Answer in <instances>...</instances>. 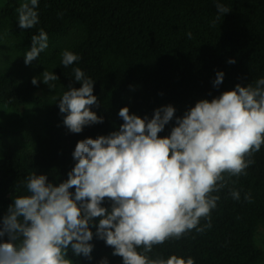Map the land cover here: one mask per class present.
<instances>
[{
	"label": "trees",
	"instance_id": "trees-1",
	"mask_svg": "<svg viewBox=\"0 0 264 264\" xmlns=\"http://www.w3.org/2000/svg\"><path fill=\"white\" fill-rule=\"evenodd\" d=\"M19 1L9 0L0 10V37L6 33L14 51L25 54L31 37L43 29L49 46L33 72L0 71V218L12 199L28 194L21 184L31 173L47 175L54 184L66 180L75 164L77 142L118 130L121 108L151 118L155 109L172 105L175 116L182 117L200 100L211 101L236 84L254 85L264 78V0H38L39 24L29 30L18 26ZM218 2L231 12L219 14ZM65 50L81 59L65 67ZM229 59L236 63H227ZM76 67L95 81L93 95L100 106L92 111L104 118L103 124L85 127L80 134L64 126L58 108L69 84L81 87L74 80ZM45 70L59 77L51 82L53 89L42 81L39 86L31 83ZM218 71L225 77L215 89L212 81ZM5 111L13 116L6 119ZM174 126L175 118L158 135L168 136ZM9 138H19L26 148ZM252 159L255 163L246 176L231 177L225 188L213 193L220 199L210 213V228L202 218L203 232L193 229L179 240L155 245L149 258L192 257L195 264L262 261L264 252L254 237L259 227L264 228V144ZM231 190L240 191L239 201ZM248 193L251 203L244 199ZM102 206L110 208L111 202L106 198ZM92 243L93 259L70 253L74 264H99L105 257L109 264H123L104 241Z\"/></svg>",
	"mask_w": 264,
	"mask_h": 264
},
{
	"label": "clouds",
	"instance_id": "clouds-1",
	"mask_svg": "<svg viewBox=\"0 0 264 264\" xmlns=\"http://www.w3.org/2000/svg\"><path fill=\"white\" fill-rule=\"evenodd\" d=\"M37 8L38 0L20 4L21 29L39 24ZM216 8L223 16L231 12L219 2ZM187 35L191 39L192 34ZM48 46L49 36L40 29L31 37L25 65L30 66ZM80 59L65 50L61 63L67 67ZM73 72L81 87L69 84L58 108L64 126L80 134L85 127L103 124L104 118L92 111L100 106L93 95L95 81L79 67ZM224 77V72H216L213 88L218 89ZM58 79L45 70L31 83L39 86L42 81L53 89L51 82ZM175 113L167 105L155 109L151 118H141L130 114L128 107L121 108L123 123L118 130L77 142L72 153L75 164L66 180L54 184L47 175L27 176L21 187L28 194L12 199L0 218V264H74L70 253L91 261L94 239L111 247L123 264H195L192 257L151 259L147 253L193 229L203 232L202 218L210 228V213L220 199L213 193L225 188L231 177L248 174L255 163L253 155L264 144V78L254 85L236 84L211 101L200 100L182 117ZM174 118L170 134L160 137ZM230 195L240 200V191L231 190ZM106 198L110 208L102 206ZM244 199L251 203V194ZM99 264L109 261L105 257Z\"/></svg>",
	"mask_w": 264,
	"mask_h": 264
},
{
	"label": "rangeland",
	"instance_id": "rangeland-1",
	"mask_svg": "<svg viewBox=\"0 0 264 264\" xmlns=\"http://www.w3.org/2000/svg\"><path fill=\"white\" fill-rule=\"evenodd\" d=\"M9 0H0V10L7 4ZM20 4L28 2V0H20ZM4 37H0V71L1 70H20L21 68H27L29 72H33L35 68L39 65V60H34L30 66H26L24 63V54L17 53L11 46L10 36H6V33L3 34ZM10 39V40H9ZM17 71V72H18ZM17 76H20L19 73H16ZM6 119H9L13 116L11 111L4 112ZM10 143L20 145L26 148V145L19 138H9L7 139ZM254 244L257 248L264 252V228L259 227L258 231L254 237ZM258 264H264V257L262 261Z\"/></svg>",
	"mask_w": 264,
	"mask_h": 264
}]
</instances>
